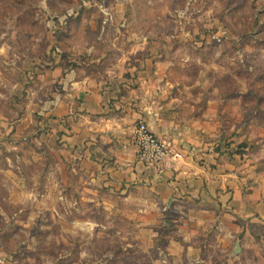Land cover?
I'll return each mask as SVG.
<instances>
[{
  "label": "rangeland",
  "instance_id": "374dc122",
  "mask_svg": "<svg viewBox=\"0 0 264 264\" xmlns=\"http://www.w3.org/2000/svg\"><path fill=\"white\" fill-rule=\"evenodd\" d=\"M145 64L171 130L184 109L235 165L264 164V0H0V264H264L261 220L209 221L172 255L175 212L154 234L136 201L81 198L40 123L50 73L124 78Z\"/></svg>",
  "mask_w": 264,
  "mask_h": 264
},
{
  "label": "crops",
  "instance_id": "0c3cea01",
  "mask_svg": "<svg viewBox=\"0 0 264 264\" xmlns=\"http://www.w3.org/2000/svg\"><path fill=\"white\" fill-rule=\"evenodd\" d=\"M129 71L131 76L124 78L114 69L100 78L82 68L57 66L49 72L55 78H50L49 98L40 101L39 114L45 117L40 123L53 128L52 137L59 141L56 151L64 155L71 176L81 178V198L136 201L141 214L162 219L164 226L175 212L170 221L179 223V239L170 242L172 255L216 220L264 222V164L244 155L235 165L236 155L218 150L216 131L206 132L204 122L184 109L178 110L181 121L171 130L166 118L170 105L154 100L156 84L150 76L157 68L145 64ZM139 121L175 143L185 159L160 169L138 162L133 135ZM188 220L195 227L185 228ZM151 225H156L153 220L140 224L155 234Z\"/></svg>",
  "mask_w": 264,
  "mask_h": 264
},
{
  "label": "built area",
  "instance_id": "2783aa9c",
  "mask_svg": "<svg viewBox=\"0 0 264 264\" xmlns=\"http://www.w3.org/2000/svg\"><path fill=\"white\" fill-rule=\"evenodd\" d=\"M133 144L138 162L157 169L171 168L185 159L184 152L175 143L157 136L145 122L134 132Z\"/></svg>",
  "mask_w": 264,
  "mask_h": 264
},
{
  "label": "water",
  "instance_id": "95a60500",
  "mask_svg": "<svg viewBox=\"0 0 264 264\" xmlns=\"http://www.w3.org/2000/svg\"><path fill=\"white\" fill-rule=\"evenodd\" d=\"M237 247L239 248V245H237Z\"/></svg>",
  "mask_w": 264,
  "mask_h": 264
}]
</instances>
